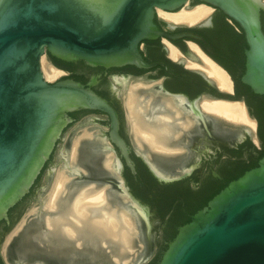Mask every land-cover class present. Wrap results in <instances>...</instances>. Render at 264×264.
Here are the masks:
<instances>
[{
    "label": "water",
    "instance_id": "water-1",
    "mask_svg": "<svg viewBox=\"0 0 264 264\" xmlns=\"http://www.w3.org/2000/svg\"><path fill=\"white\" fill-rule=\"evenodd\" d=\"M188 1L0 0V217L26 192L42 168L69 121L68 113L88 108L109 116V135L101 129L97 135L103 139L97 142L89 139L83 143H102L99 150L103 152L104 162L112 155L117 169L110 170L107 176L115 182L120 180L121 191L129 200L127 206L136 225H141L143 232L147 229L146 211L126 188V180L121 178V157L112 145L105 143L108 139L116 143L132 171L136 172L129 147L119 133L116 108L90 85L73 77L47 80L41 60L49 52L65 60L81 58L94 64L135 62L152 66L145 61L140 43L159 35L175 38L156 25L154 18L158 8L177 11ZM202 1L218 6L241 25L247 41L246 67L241 79L254 92L264 95V25L260 21L264 0ZM168 24L176 26L170 21ZM185 54L206 65L196 52ZM180 59L188 62L184 57ZM194 70L210 83L217 84L202 70ZM230 77L232 90L218 86L215 94H204L194 100L198 105L196 119L201 122L223 119L201 109L202 98L241 100L233 97L234 79L231 74ZM176 99L185 105L182 95ZM246 108L248 111L247 105ZM92 121L103 123L101 118L89 120ZM213 125L230 135L237 134L236 142L252 135L247 127L235 131L214 121ZM147 149L148 154L142 156L155 176L171 180L185 175H167L154 158L161 152H154L149 146ZM55 153L56 150L46 171L53 165ZM145 251L146 243L135 264L146 262L145 256L149 253ZM157 264H264V156L256 166L229 181L207 205L191 215L189 222L178 228Z\"/></svg>",
    "mask_w": 264,
    "mask_h": 264
},
{
    "label": "flooded vegetation",
    "instance_id": "flooded-vegetation-1",
    "mask_svg": "<svg viewBox=\"0 0 264 264\" xmlns=\"http://www.w3.org/2000/svg\"><path fill=\"white\" fill-rule=\"evenodd\" d=\"M199 3H203V1L189 0L187 5L193 7ZM206 4L212 7L211 11L196 22L167 20L158 13L156 14L154 21L159 29L175 35V38L159 35L144 39L140 43V51L145 61L152 63V66L140 65L135 62L121 65L94 64L81 58L65 60L46 52L53 64L63 70H70V77L73 78L75 75L70 63H81L79 68L81 71H78L76 75H80L84 81L81 78L75 79L90 85L101 95H103L101 92L105 93L109 97V101L114 102L122 111L120 113L111 103L118 112L119 133L129 147L136 172L132 171L116 143L110 139L105 143L112 145L121 157V178L126 180V188L140 201L148 216V223L142 216L144 222L147 223V229H144L142 239L146 243L145 253H150L153 250L155 252L153 256L148 254L145 256V260L147 259L145 264L158 262L163 251L173 239L169 238L168 233L172 228V218L177 208L168 205V198L181 199L182 210L191 216L192 213L187 212L185 208L184 195L189 193L190 195L200 194L203 196L221 185L225 178L233 172V163L238 159L236 148L247 138L251 139L257 149L264 148V139L261 135V130L264 131V95L254 92L241 79L246 67L247 41L244 31L237 21L230 18L218 6L209 2ZM169 21L176 26L171 27L168 24ZM260 21L264 25L263 8L260 10ZM167 41L175 44L181 50V57L188 51L195 52L190 43L195 42L228 70L234 79L233 97L244 101L250 115L256 120L259 143L253 141L250 135L242 141L236 142L238 135H230L224 129L216 127L213 125L214 120L206 119V122H201L199 118L196 119L198 105L194 103V100L204 94H215L219 90L218 85L210 83L199 71L189 67L185 60L173 58ZM135 76L146 84L145 87L142 86L140 90L135 91L139 96L140 93H143L141 98L145 100H148L152 95L150 108L156 113L164 108L162 103L164 97H172L177 100V96L182 95L186 99L185 105H179L181 109L179 114L181 115L174 116L175 110H171L174 119L169 120V122L172 120L170 123L173 125L174 132L171 134L168 145L183 150L174 152L157 150L161 152V156L167 159L165 162L157 161L166 174L184 173L185 175L182 177L164 180L155 176L142 154L137 153L130 142L128 119L121 95L126 90L131 78ZM199 107L202 109V105L199 104ZM165 109L170 108L165 107ZM153 111L152 113H154ZM71 112L68 113L69 121L62 128L52 152L26 192L0 217V264H8L1 251V242L5 234L11 230L34 200L42 202L39 194L44 192L47 187V184H43V179L45 178L47 183L50 178V172L45 175L44 173L52 161L56 147L67 126L84 118L87 114H93L92 119L94 120L99 119L95 114H101L104 116L101 118L104 127H100V133L102 129L105 135H109L110 120L105 112L88 108H80ZM191 118L195 119L194 124L185 128L184 124ZM147 120L152 121L153 115L147 116ZM102 145V143L86 142L81 144L83 158L79 159L77 164L74 163L75 165H66L72 177L70 180H66L64 188L60 190L56 210L51 207H39L36 212H30L27 215L25 226L19 229L11 241L7 255L10 260L17 261L18 264H20V260H28V262L37 260L40 261L39 264H102L111 259L112 254L107 246L113 247V245L108 243L103 245L102 236L86 227L78 228L77 220H74L75 216L76 218L78 216L73 207L74 200L81 189L85 187L92 188V191L88 192H95L104 187L107 192V205L110 204V207L115 205L118 208L128 207L129 200L121 191L120 180L115 182L107 176L110 169L104 165V160L101 157L103 152L99 149L102 148ZM72 169H78L79 173H73ZM57 217L60 218L58 219L60 221L55 223L54 218ZM49 218L52 219L51 222L53 220L54 222L48 223L47 219ZM67 225L73 228V232ZM64 228H67L66 231Z\"/></svg>",
    "mask_w": 264,
    "mask_h": 264
},
{
    "label": "bare ground",
    "instance_id": "bare-ground-1",
    "mask_svg": "<svg viewBox=\"0 0 264 264\" xmlns=\"http://www.w3.org/2000/svg\"><path fill=\"white\" fill-rule=\"evenodd\" d=\"M210 9H212L210 5L206 3H199L196 6L190 8H186L184 6L177 11H169V10H164L162 8H158V14L168 20L184 21L191 23V22H196V20L198 21L199 19L207 16V13L210 11ZM167 42L169 43L170 46L171 56L179 59L182 58L181 50L170 41ZM190 43L192 49L198 54V56L204 61L206 65L191 58H187L188 61L187 65L202 70L207 76L212 77L213 80L217 83V85L223 90H229V91L232 90L233 82L228 71L220 63H218L211 56H209L203 49H201V47L197 45L195 42H190ZM43 57L44 56H42V61H43ZM43 69L47 80H54L65 72L63 69H61L56 65H50V67L48 68L44 65ZM151 97L152 95L149 97L148 100L147 99L145 100L144 98L139 97V95L135 90L131 94L132 101L130 103L129 117L132 120H134L133 125L135 126V131L137 133H141V132L143 133V135L141 134V137L137 136L140 147L141 146L143 147L144 143H147L149 147L152 148L153 150L155 149L165 150V151L175 150L173 147H170L168 145V141L171 137V134L174 132L173 125L170 123L172 120L170 122L169 120L174 119L173 117L174 114H172L171 110H175V113H181V109L179 108V105L181 103L178 100L173 99L172 97H164L162 99L164 108H161L156 113L153 111V109L150 108ZM165 107L170 109H165ZM202 108L205 111L213 113L214 115L220 116L224 119L236 123L245 124L248 127V129L251 130L252 132L255 131L256 129V120L248 113L245 103L241 100H227L221 98L206 97L203 98L202 100ZM152 111L154 113H152ZM149 115L150 116L153 115L152 121L147 120V116ZM194 122L195 119L191 118V120H188V122L184 124V127L186 126L185 128H187L190 125L192 126ZM91 135L92 134H89V136ZM74 147L75 149L73 150L74 151L73 154L75 155L76 146ZM104 165L110 170L117 169L116 163L113 160L112 155H109L107 157L106 161L104 162ZM72 170L73 173H77V172L79 173L78 169H72ZM59 180L60 181L58 182V184L62 186L63 183L64 185L65 182L64 179L61 178ZM61 180H63V182H61ZM57 186L59 185H56V190L54 189L56 191V194H54L55 196L53 197L54 200L52 199L51 201L52 203L51 207L55 206L54 201L60 189ZM62 188L64 187H61V189ZM89 188L81 191L74 200L75 202L73 207L78 215L77 218L75 216L76 219L74 218V220H77L76 221L78 225L77 227L80 229L86 227L92 230L93 232H95V234L97 233L98 235L102 236L103 237L102 241H104V243H102L103 245L108 243L114 246L117 245L124 250L129 249L131 247L135 234H137V226H136V222L133 219L132 212L130 210H126V211L122 210V212L118 211V213L119 212L121 213L119 215L114 208L109 206L110 204L107 205V198L104 191V189L106 188L103 187L98 191L92 193L90 192L92 195L91 194L89 195V193L87 194L88 191H92L91 190L92 188L91 189ZM48 204L50 205L49 202ZM50 218L47 219L48 223H53L54 220L53 222H51L52 219ZM54 219H55V223L60 221L58 220L60 219L59 217ZM66 229L64 228V231H66ZM72 229L73 228H71V231L73 232Z\"/></svg>",
    "mask_w": 264,
    "mask_h": 264
},
{
    "label": "rangeland",
    "instance_id": "rangeland-1",
    "mask_svg": "<svg viewBox=\"0 0 264 264\" xmlns=\"http://www.w3.org/2000/svg\"><path fill=\"white\" fill-rule=\"evenodd\" d=\"M186 6H187V4L185 5V7ZM186 8H190V7H186ZM210 11H211V9H210ZM43 56H44L43 61L41 60V67H42V71L44 73V69H43L44 65L48 68V67H50V65H55V64H53V62L48 58L47 54H44ZM183 57L186 59L189 58L186 54ZM191 68H193V67H191ZM193 69H197V68H193ZM64 71L65 72L62 75L58 76L54 80L60 79L62 77H70L71 76L70 70L64 69ZM44 75H45V73H44ZM54 80H49V81H54ZM142 86L143 87L146 86L145 82H143L142 80H140L136 76L132 77L128 83L126 90H124V92H122L121 96H122V100H123V104H124V108H125L124 111H125L126 117L128 119V129H129L130 142L133 145V147L137 153L146 154L148 152L146 145L147 146H149V145L147 143H144V146L140 147V144L138 142L139 140H138L137 136L141 137V134L143 135V133L142 132L137 133L135 131V126L133 125L134 120H132L129 117L130 116V103L132 101L131 100V94L133 93L134 90H140V88H142ZM139 97H143V93H140ZM202 100H203V98L199 102L200 105H202ZM95 115L98 116V118H104V116L101 114H95ZM180 115L181 114H179V113H175L174 116H180ZM92 116H93V114H87L84 118H81L80 120L69 124V126H67V128L65 129L64 134L62 135V139L59 141V143L57 145L53 165L44 173V175H45V174H47V172H50L49 173L50 178L48 179L47 183H46V179L45 178L43 179V184H47V187H46L44 192L39 194V196H41V198H42V202H40V200H34L31 203V205L24 211L22 216L14 224V226L11 228V230L7 233V235L4 238V241L2 244V254H3L5 260L8 262V264H18L17 261L10 260L7 255H8V250L11 246V241L14 239V235L19 232V229H21L22 227L25 226V223L27 222V219H26L27 215L30 212H36L39 209V207L50 208L51 204H52L51 201H52L53 197H55L54 194H56V191H55L56 185H59L60 187L59 186H57V187L60 189H59L57 197L54 201L55 206L52 205L54 207H51V208H54L56 210L58 196H59L60 190H62L61 187H63V183H62V186L60 184H58V182L60 181L59 179L62 178L66 182V180H70L72 177L70 175V173L68 172L66 165L67 164L73 165L74 163L77 164L78 160L83 158L82 157V150H81L80 146L85 140L92 139V140H95L97 142V140L101 137V136H98L97 134L100 132V127L101 126L104 127V124L97 122V121L89 122V120L92 119ZM220 118H222V117H220ZM226 120L227 119H224V118L223 119H216V120H214V122L218 123L219 125L223 126L224 128H226L228 130H235V131H241L242 128L246 126L245 124H242V123H236V122H233L230 120H227V121ZM228 122H231V123H228ZM232 124H235V126ZM236 124H237V126H236ZM89 134H92V135L89 136ZM251 137H252L253 141H256L259 143V140L257 138V126H256L255 131L252 132ZM74 146H76L75 155L73 154L74 153L73 150L75 149ZM170 147H173L175 150H170V151L163 150V152H174V151H182L183 150V149L177 148L175 146H170ZM157 150H159V149H155L154 152H159ZM110 154H112V152ZM154 158L156 161H160V162H165L167 160L165 157L161 156L160 154L155 155ZM63 175H64V178H63ZM61 182H63V180H61ZM54 184H56V185H54ZM86 189H88V188H86V187L82 188L81 191L86 190ZM100 189H102V188H100ZM104 191H105V195L107 198V192L105 189H104ZM88 193L90 195L92 192L91 193L87 192V194ZM48 202L50 203V205L48 204ZM111 207L114 208L117 211V213H118V211L122 212V210L123 211L130 210L129 206L128 207L121 206L120 208H118L115 205H113ZM120 212L118 213L119 215L121 214ZM142 234H143V231H142L141 225H139V226H137V234H135V236L133 238V242H132L131 247L129 249L124 250L117 245H115V246L113 245V247L107 246V248L110 250V253L112 254V257H111V259L106 260V262H103L102 264H135V262L139 259V257L142 255V253L145 250V241L142 239ZM154 252L155 251L153 250L148 255L153 256ZM39 263H40V261H37V260H35L34 262H28V260H20V264H39Z\"/></svg>",
    "mask_w": 264,
    "mask_h": 264
},
{
    "label": "trees",
    "instance_id": "trees-1",
    "mask_svg": "<svg viewBox=\"0 0 264 264\" xmlns=\"http://www.w3.org/2000/svg\"><path fill=\"white\" fill-rule=\"evenodd\" d=\"M70 65L72 66V71H73V74L75 75V78H78V79L81 78L84 81V79L80 75H76L78 71H81L79 70V68L81 67L82 64L81 63L76 64L74 62H71ZM101 93L107 99L109 98L105 93L103 92ZM112 104L116 106V108L118 109L120 113L122 112L121 109L114 102ZM71 114H73V112H71ZM261 135L264 139V131L262 130H261ZM236 152L238 153L237 154L238 159L234 161L233 163V172L225 178V181L221 183V185L217 186V188L213 189L212 191H210V193L203 195V196L200 194L190 195L189 193L187 194L185 193L186 194L184 195L185 201H186L185 208L187 212H191L192 214H194L199 209L203 208L205 205H207L208 201L216 193H218L224 186H226L229 183V181L239 177L246 170L256 166L258 164L259 159L264 156V148L261 150L257 149L252 144V141L250 138H247L246 140L241 142L238 145V148H236ZM246 155L247 157L245 158ZM130 176L132 175L130 174ZM150 177H151V174H150ZM167 201H168L169 206H175L177 208V211L172 218V228H170L169 233H168L169 238H174L178 232L177 227L189 222L191 220V216L187 215L186 211L184 212L182 210V207H181L182 200L181 199L170 197L167 199ZM163 215H165V212H163ZM151 264H157V262L151 263Z\"/></svg>",
    "mask_w": 264,
    "mask_h": 264
}]
</instances>
